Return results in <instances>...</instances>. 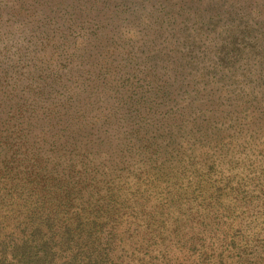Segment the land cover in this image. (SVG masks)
<instances>
[{"label": "rangeland", "instance_id": "1", "mask_svg": "<svg viewBox=\"0 0 264 264\" xmlns=\"http://www.w3.org/2000/svg\"><path fill=\"white\" fill-rule=\"evenodd\" d=\"M229 5L264 21V0H0V264H264V84L196 92L178 60Z\"/></svg>", "mask_w": 264, "mask_h": 264}, {"label": "trees", "instance_id": "2", "mask_svg": "<svg viewBox=\"0 0 264 264\" xmlns=\"http://www.w3.org/2000/svg\"><path fill=\"white\" fill-rule=\"evenodd\" d=\"M247 15L242 7L220 6L215 20L209 19L211 27L196 22L197 28L180 43V70L187 66L192 77L187 87L213 91L227 76L234 82L264 84V21Z\"/></svg>", "mask_w": 264, "mask_h": 264}]
</instances>
